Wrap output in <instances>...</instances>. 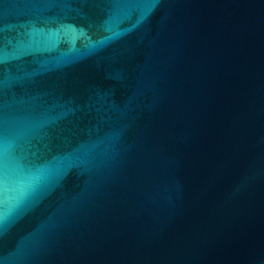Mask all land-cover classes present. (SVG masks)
I'll return each mask as SVG.
<instances>
[{"label":"water","instance_id":"water-1","mask_svg":"<svg viewBox=\"0 0 264 264\" xmlns=\"http://www.w3.org/2000/svg\"><path fill=\"white\" fill-rule=\"evenodd\" d=\"M0 264H264V0H0Z\"/></svg>","mask_w":264,"mask_h":264}]
</instances>
